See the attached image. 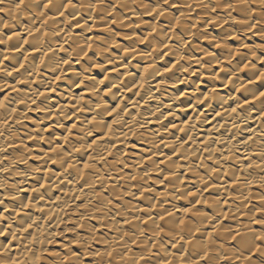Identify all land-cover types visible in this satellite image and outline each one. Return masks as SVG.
Returning a JSON list of instances; mask_svg holds the SVG:
<instances>
[{
	"label": "bare ground",
	"instance_id": "1",
	"mask_svg": "<svg viewBox=\"0 0 264 264\" xmlns=\"http://www.w3.org/2000/svg\"><path fill=\"white\" fill-rule=\"evenodd\" d=\"M17 3L0 264H264V0Z\"/></svg>",
	"mask_w": 264,
	"mask_h": 264
},
{
	"label": "snow or ice",
	"instance_id": "2",
	"mask_svg": "<svg viewBox=\"0 0 264 264\" xmlns=\"http://www.w3.org/2000/svg\"><path fill=\"white\" fill-rule=\"evenodd\" d=\"M4 3V0H0V5H2ZM23 3V0H19V3H17L16 7L18 8L20 6V4ZM165 3H167V0H165ZM4 11L3 7H0V12ZM179 23V22H177ZM246 67V66H245ZM261 96H264V92L260 93ZM233 111H235V109H233ZM87 167V165H86ZM161 219H163V217H161ZM259 239L264 240V237H260Z\"/></svg>",
	"mask_w": 264,
	"mask_h": 264
}]
</instances>
